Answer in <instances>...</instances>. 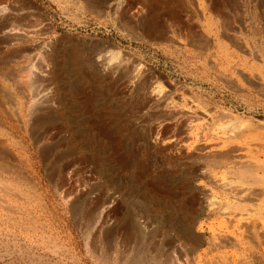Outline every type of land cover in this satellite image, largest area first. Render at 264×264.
<instances>
[{
  "label": "rangeland",
  "instance_id": "rangeland-1",
  "mask_svg": "<svg viewBox=\"0 0 264 264\" xmlns=\"http://www.w3.org/2000/svg\"><path fill=\"white\" fill-rule=\"evenodd\" d=\"M14 2L9 8L26 23L49 25L42 37L55 47L47 64L56 68L60 90L47 83L48 106L43 83L28 100L17 95L22 122L14 156L0 160V264H156L148 232L131 231L128 222L149 221L159 234L164 219L179 221L172 207L190 206L199 195L183 188L191 179L173 161L176 148L161 142L153 152L144 143L150 133L170 136L172 126L153 121L140 90L127 88L112 68L139 64L140 75L177 105L197 100L215 108L221 123L240 125L235 131L248 123L247 134L231 139L236 145H264V0ZM101 55L107 57L97 78L89 62ZM46 133L50 139H36ZM169 175L175 182L165 184ZM163 196L169 205L158 204Z\"/></svg>",
  "mask_w": 264,
  "mask_h": 264
},
{
  "label": "bare ground",
  "instance_id": "bare-ground-1",
  "mask_svg": "<svg viewBox=\"0 0 264 264\" xmlns=\"http://www.w3.org/2000/svg\"><path fill=\"white\" fill-rule=\"evenodd\" d=\"M14 1L0 0V160L4 156H14L11 146L15 142L22 122V113L17 105L18 93H21L28 100V94L35 93L37 90L34 87L43 83L45 85V87L43 86V94L40 91L39 94H42V96L40 95L42 102L44 101L43 103L47 105L45 102L51 95L47 83L55 84L56 90H60L57 83L56 68L47 64L54 58L55 47L42 37L44 35L42 31L47 33L49 25L40 22L39 25L37 24L38 27L26 23L27 16L18 14L9 8L10 4L15 3ZM106 57V55H101L98 59H91L89 62L90 73L97 78H103L98 68V62L105 61ZM121 63L125 62L122 61ZM127 63L125 65L113 63L115 66L112 69L117 73L118 80L124 82L127 88L140 90L151 109L153 121L159 120L160 124L172 126L170 136L166 137L160 132L155 133V135L150 133L144 138V143L153 152L161 142L164 146L176 148L177 155L174 154L177 157L173 161L176 162L180 174L184 173L188 177L187 179H191L183 188L186 193L199 195L190 206L177 203L175 207H172L171 213L179 217V221L174 223L170 219H164L162 231L159 228L161 233L153 235L155 232L153 230L156 227L149 221L143 222L141 220H139L141 222L129 221L130 230H140L141 226H144L148 232V238L145 240L148 248L152 250L153 256L158 258L156 264H263L262 250L264 247L261 238L264 235V145L260 144L258 147L236 145L231 139H237V136L243 134L245 130L246 133L249 130L247 128V126L249 127L248 123L247 126L243 124L244 126L240 127L244 130L240 133L233 129L240 125L235 127L234 122H232L230 126L228 120L225 121L229 126L225 121L221 123V118L219 120L213 114L215 108L210 109L197 100L191 101L189 106H179L172 101L174 99L165 90L162 92L163 90L161 91L158 85L150 83L151 80L148 81L140 75L141 67L139 64V66H135ZM137 66L140 67L139 70ZM106 75L109 76V72ZM35 110V105L31 106L29 115L32 116ZM153 121L149 125V132L156 124ZM32 127L30 130L33 134ZM48 136L46 133V135H40L36 139H50ZM238 138L240 139L239 136ZM161 145L159 146L161 147ZM179 176L181 177V175ZM163 179L165 184L175 182L170 178V175L164 176ZM164 199H160L158 204L169 205V198ZM105 209L101 212L103 214V216L101 215L102 218L100 217L101 223L106 219ZM160 210L162 211V209ZM104 214L106 215L104 216ZM152 214L153 218L158 217L159 206L158 210L156 209ZM104 223L106 224V222ZM117 227L109 233L113 234ZM120 230L118 232L123 234ZM205 230L208 231V236L205 235ZM229 249L233 252H228Z\"/></svg>",
  "mask_w": 264,
  "mask_h": 264
}]
</instances>
